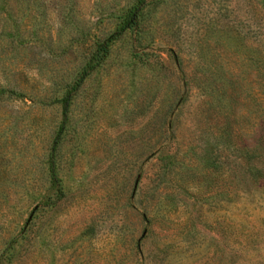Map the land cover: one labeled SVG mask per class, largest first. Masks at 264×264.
<instances>
[{
	"label": "rangeland",
	"instance_id": "374dc122",
	"mask_svg": "<svg viewBox=\"0 0 264 264\" xmlns=\"http://www.w3.org/2000/svg\"><path fill=\"white\" fill-rule=\"evenodd\" d=\"M0 264H264V0H0Z\"/></svg>",
	"mask_w": 264,
	"mask_h": 264
},
{
	"label": "trees",
	"instance_id": "16d2710c",
	"mask_svg": "<svg viewBox=\"0 0 264 264\" xmlns=\"http://www.w3.org/2000/svg\"><path fill=\"white\" fill-rule=\"evenodd\" d=\"M129 14L130 15L124 17V22L120 25L119 31L127 27L129 25L128 22L134 19V11L132 10V13L129 12ZM107 39L108 37L101 40H94V45H92V50L88 57L67 81H63V83L60 84L57 95L51 100V104H57L59 107L60 119L54 123L50 130V140L43 161H41L45 178L49 184L51 192L49 195H44V192L41 193L42 195H40L39 200L36 201L33 207H52L61 197L62 186L60 185V178L58 176L59 171L57 159L58 143L61 135L67 131V126L65 124L77 90L87 75L92 70L101 67L108 56L111 45H108ZM42 199H44V201H42Z\"/></svg>",
	"mask_w": 264,
	"mask_h": 264
}]
</instances>
